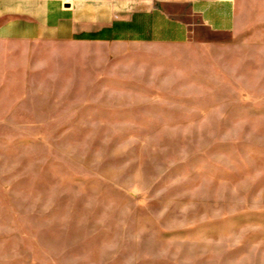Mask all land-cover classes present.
I'll return each instance as SVG.
<instances>
[{
  "label": "rangeland",
  "instance_id": "374dc122",
  "mask_svg": "<svg viewBox=\"0 0 264 264\" xmlns=\"http://www.w3.org/2000/svg\"><path fill=\"white\" fill-rule=\"evenodd\" d=\"M194 21L117 82L0 43V264H264V20Z\"/></svg>",
  "mask_w": 264,
  "mask_h": 264
},
{
  "label": "crops",
  "instance_id": "0c3cea01",
  "mask_svg": "<svg viewBox=\"0 0 264 264\" xmlns=\"http://www.w3.org/2000/svg\"><path fill=\"white\" fill-rule=\"evenodd\" d=\"M194 18L216 33L241 32L264 20V0H0V43L78 48L64 59L78 62L83 81L117 82L188 45Z\"/></svg>",
  "mask_w": 264,
  "mask_h": 264
}]
</instances>
